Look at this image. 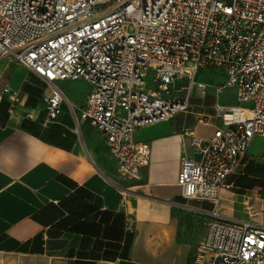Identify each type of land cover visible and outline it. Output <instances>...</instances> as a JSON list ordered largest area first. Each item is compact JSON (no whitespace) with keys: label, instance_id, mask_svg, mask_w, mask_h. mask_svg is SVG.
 Masks as SVG:
<instances>
[{"label":"built area","instance_id":"1","mask_svg":"<svg viewBox=\"0 0 264 264\" xmlns=\"http://www.w3.org/2000/svg\"><path fill=\"white\" fill-rule=\"evenodd\" d=\"M3 56L49 87L48 123L70 106L58 83L90 86L76 120L105 137L123 178L150 162L136 132L187 111L195 88L211 90L219 125L207 140L185 133L200 159L182 158L177 180L185 198L216 205L192 264H264V225L220 211L229 178L264 138V0H0ZM206 70L226 80L198 81ZM227 89L235 105L221 104Z\"/></svg>","mask_w":264,"mask_h":264},{"label":"crops","instance_id":"2","mask_svg":"<svg viewBox=\"0 0 264 264\" xmlns=\"http://www.w3.org/2000/svg\"><path fill=\"white\" fill-rule=\"evenodd\" d=\"M73 83L57 85L74 113L65 103L48 123L49 87L13 57L0 58V264H192L216 205L185 198L177 180L182 158L200 159L185 133L207 140L219 125L212 91L192 94L187 111L136 132L151 158L131 179L122 177L105 137L76 120L91 88L78 97ZM259 139L229 178L233 189L223 191L220 211L264 225L247 210L254 191L236 186L244 167L264 155L255 150Z\"/></svg>","mask_w":264,"mask_h":264},{"label":"rangeland","instance_id":"3","mask_svg":"<svg viewBox=\"0 0 264 264\" xmlns=\"http://www.w3.org/2000/svg\"><path fill=\"white\" fill-rule=\"evenodd\" d=\"M203 73V74H202ZM202 74V75H201ZM198 81L207 82L210 84H219L223 83L226 78L220 73H216L214 71L206 70L200 72V75L197 78ZM149 86L152 85L151 78L148 80ZM74 84V94L75 96L81 97L82 94L89 91L90 87L85 82H75ZM69 96L71 95V91H66ZM178 93V92H176ZM47 95H51V91L48 90L46 92ZM193 96L195 98H201L202 90L195 88L193 92ZM221 104L227 105H235L236 104V90L235 89H227L221 98ZM261 139L255 145V150L258 148L260 154H264V138L260 136ZM245 171L243 173H247L249 176L258 177L264 181V155L258 156L253 162H249L245 167ZM242 185L249 187V191H254V193H250L251 197L249 206L252 208L250 211L251 217L253 219H257L259 221L264 222V188L260 187V182L255 181L251 177L246 178L242 181ZM262 188L261 190H259ZM257 199V200H256Z\"/></svg>","mask_w":264,"mask_h":264},{"label":"trees","instance_id":"4","mask_svg":"<svg viewBox=\"0 0 264 264\" xmlns=\"http://www.w3.org/2000/svg\"><path fill=\"white\" fill-rule=\"evenodd\" d=\"M246 176H242L240 178H238L237 182H236V186H238L240 189H239V192L241 194H244L245 192H247L250 188L249 187H246L244 185H242V181L246 178H249V175L247 173H245ZM255 181H259L260 182V187L264 188V181L261 180V179H254Z\"/></svg>","mask_w":264,"mask_h":264}]
</instances>
